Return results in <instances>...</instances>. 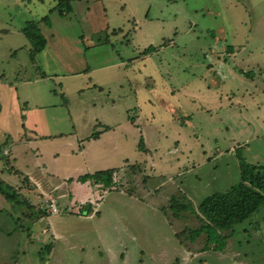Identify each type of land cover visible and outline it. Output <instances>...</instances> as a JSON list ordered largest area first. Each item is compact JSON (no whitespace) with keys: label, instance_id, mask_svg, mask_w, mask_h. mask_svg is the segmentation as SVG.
Returning <instances> with one entry per match:
<instances>
[{"label":"rangeland","instance_id":"374dc122","mask_svg":"<svg viewBox=\"0 0 264 264\" xmlns=\"http://www.w3.org/2000/svg\"><path fill=\"white\" fill-rule=\"evenodd\" d=\"M57 2L0 0V264H264V205L181 234L264 165V0Z\"/></svg>","mask_w":264,"mask_h":264},{"label":"trees","instance_id":"16d2710c","mask_svg":"<svg viewBox=\"0 0 264 264\" xmlns=\"http://www.w3.org/2000/svg\"><path fill=\"white\" fill-rule=\"evenodd\" d=\"M69 2L70 0H58L56 6L53 7L52 10L57 9L59 15L63 14L65 11L70 12L71 6ZM46 19L47 17H43L39 21L26 22L21 30L23 36L32 45V51L29 55L31 60H33L34 56L40 53L46 45L39 31V23ZM153 49L154 48L150 46L146 48L142 54H149ZM239 73L246 78L251 75L249 73L243 74L242 71H239ZM138 148L143 152L147 151L142 140L139 141ZM116 171V169H108L91 175L80 176L79 181L85 183L86 180H93L96 185L101 184L103 187L109 188L112 184V176ZM261 205H264V165L248 164L241 161L239 164V181L223 192L213 193L205 197L199 203L197 208L199 215H196L202 225L193 230L185 229L181 234H187V237L191 241H194L205 231L228 229L251 216ZM170 209L174 212L173 218L177 219L181 212L186 210V205L174 200L170 204ZM179 236L180 235H178V237Z\"/></svg>","mask_w":264,"mask_h":264},{"label":"crops","instance_id":"0c3cea01","mask_svg":"<svg viewBox=\"0 0 264 264\" xmlns=\"http://www.w3.org/2000/svg\"><path fill=\"white\" fill-rule=\"evenodd\" d=\"M31 177V178H30ZM26 176V178L28 179V180H31L32 178H33V176L31 175V176ZM38 188V187H37ZM37 188H35V190H37ZM54 198V196H53V194H49V195H46V200H52Z\"/></svg>","mask_w":264,"mask_h":264},{"label":"built area","instance_id":"2783aa9c","mask_svg":"<svg viewBox=\"0 0 264 264\" xmlns=\"http://www.w3.org/2000/svg\"><path fill=\"white\" fill-rule=\"evenodd\" d=\"M51 209H52V210H51L52 213H56L57 210L55 209V205L52 204V205H51Z\"/></svg>","mask_w":264,"mask_h":264}]
</instances>
